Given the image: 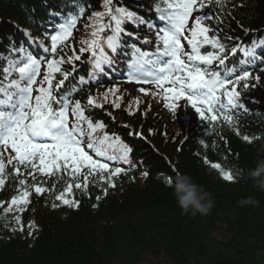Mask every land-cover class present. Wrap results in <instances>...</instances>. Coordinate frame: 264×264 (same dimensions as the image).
Returning a JSON list of instances; mask_svg holds the SVG:
<instances>
[{
	"label": "trees",
	"instance_id": "1",
	"mask_svg": "<svg viewBox=\"0 0 264 264\" xmlns=\"http://www.w3.org/2000/svg\"><path fill=\"white\" fill-rule=\"evenodd\" d=\"M121 1L128 5L132 2ZM102 2L83 0L84 17L99 10ZM61 5L67 6L68 11L72 8L71 0H0V67L12 58L9 54L12 42L17 47L23 43L28 50L37 52L21 30L40 37L53 19L48 16L49 9L55 10ZM212 12L220 15L221 21L214 19L205 23L215 29L211 34H218L226 50L231 51L230 48L239 45L252 32L264 34V0H230L223 12L214 1ZM85 24L82 21L80 26ZM208 46L210 51H217ZM82 60H87V54ZM83 64L86 69V62ZM260 76L259 85L252 87L256 81H250L252 92L249 94L256 104L250 107L244 100L247 96L241 93V102L248 111L234 116L231 126L221 120L213 127L209 121H201L187 104L184 113L179 112L175 119L170 113L159 114L155 108L154 115H148L142 122L140 113L129 115L130 105L125 103L126 109L118 115L134 123L135 129L129 138L123 127L111 123L109 112L114 106H106L107 112L92 109L88 114L93 121L105 124L104 129L95 133L97 137L107 133L113 138L116 133L128 141L132 149L126 167L129 170L115 178L116 187L108 189L107 196L102 194L99 185L90 184L86 192L73 189L74 198L80 201L78 210L50 207L54 195L66 187L68 177L54 178L49 185L51 188L55 184L52 193L42 196L32 193L22 219L25 223L34 220L39 231L33 237L27 231L13 233L5 223L10 220H0V264H135L160 257L169 264H264V192L243 178V173L253 168L255 159L262 155L260 148L264 145V71ZM74 85L71 76L63 92L71 93ZM97 89L98 86L86 87L76 91L73 98L86 103L89 95L94 98L100 95L95 93ZM236 128L260 138L246 143L235 134ZM135 133H140V138ZM115 154L119 156L118 151ZM132 156L143 164V171L131 169L135 164ZM205 158L210 163H220L226 170L240 169L238 182L223 181L210 163H204ZM175 171L188 174L212 194L214 206L209 215L193 217L181 213L172 190L164 183L165 176H174ZM144 172L149 173L147 178L142 175ZM17 183L7 178L0 191V201H10L16 194ZM98 194L101 195L99 202ZM246 198L256 203H238ZM94 204L98 206L94 208Z\"/></svg>",
	"mask_w": 264,
	"mask_h": 264
},
{
	"label": "snow or ice",
	"instance_id": "2",
	"mask_svg": "<svg viewBox=\"0 0 264 264\" xmlns=\"http://www.w3.org/2000/svg\"><path fill=\"white\" fill-rule=\"evenodd\" d=\"M71 3L72 8L66 13H49L50 17L57 19L47 25L42 36L34 37L30 31L21 30L37 52L28 50L23 43L17 47L12 42L9 45L12 58L0 67V189L5 186L8 177L18 182L16 194L10 201H0V212L4 216H12L6 225L9 230L13 233L27 231L29 237L39 231L34 220L22 221V213L28 210L33 190L37 196L55 190V184L51 188L43 186L46 180L42 182L38 176L68 177L66 187L54 195L50 207L53 210L62 206L78 210L80 201L74 198L73 189L86 192L90 184L99 185L102 194L107 196L108 189L116 187L115 178L129 170L124 165L129 164L132 149L122 144L118 136L112 138L107 133L102 137L95 135L105 128V124L94 122L88 113L102 105L92 95L86 98V103L73 98L75 92L90 85L92 79L108 74V69L115 63V55L125 47V37L140 38L139 33L126 30L127 24L137 27L146 25L155 32L154 51H145L140 47L131 50L126 66L127 82L152 85L156 91L151 95L162 96L163 106L173 113L176 102L185 100L201 121L207 120L213 127L221 120L231 126L234 114L248 111L240 99L241 82L243 89L249 88L248 81L253 70L258 63H264V54H257L258 46L254 42L253 47L240 48L237 45L231 48L233 55L238 50L244 53L246 59L239 62L243 67L226 66L225 61L229 58L225 55L226 45L218 34H211L215 29L205 23L214 19L221 21V16L212 12L213 0H163L164 7L159 3L155 5L158 23L149 22L114 0H103V10L92 11L84 25L86 29H91L90 39L81 40L79 52L73 48L69 56L65 49L70 47L78 21L86 13L83 0H71ZM215 5L223 12L226 0H215ZM197 12L202 14L194 15ZM41 28H45L44 22H41ZM183 40H186L190 51H186ZM141 43L147 45L152 41L145 37ZM205 45L217 51L202 54ZM260 45H264V39L260 40ZM85 54L87 60L82 61ZM76 62L90 65V79L85 80L81 76L71 93L63 92L66 82L76 72ZM215 62L218 64L214 70ZM65 64L70 67L66 69ZM209 73H215L220 78L218 89L211 93L185 94V89L201 90V82ZM254 79L256 84L252 87L259 85L262 77L257 74ZM138 90L149 94L145 87ZM118 91L113 87L103 95L107 98L111 94L118 101L121 99L116 95ZM113 106L119 108L120 104L114 102ZM132 114L130 111L129 115ZM235 134L249 144L260 138L255 133L241 132L238 128ZM117 144L120 145L118 149ZM204 163L207 165L210 162L205 158ZM6 166H11L10 173L6 172ZM210 167L228 183L238 182L241 176L240 169L235 172L226 170L218 162L210 163ZM142 175L147 178L149 173ZM172 177L166 175L164 181L167 178L170 182ZM100 199L98 194L96 200L99 202ZM97 206L93 205L94 208Z\"/></svg>",
	"mask_w": 264,
	"mask_h": 264
},
{
	"label": "clouds",
	"instance_id": "3",
	"mask_svg": "<svg viewBox=\"0 0 264 264\" xmlns=\"http://www.w3.org/2000/svg\"><path fill=\"white\" fill-rule=\"evenodd\" d=\"M220 78L215 73H209L201 82L202 91L214 92L220 87ZM261 156H258L254 163L255 166L243 173V178L251 181L252 186L260 192H264V145L260 148ZM165 186L172 190L176 206L182 214L191 215L193 217L207 216L210 214L214 206L212 194L206 191L203 186L198 185L191 176L179 171L168 182L164 181ZM241 205L254 204L252 198H246L239 201Z\"/></svg>",
	"mask_w": 264,
	"mask_h": 264
},
{
	"label": "bare ground",
	"instance_id": "4",
	"mask_svg": "<svg viewBox=\"0 0 264 264\" xmlns=\"http://www.w3.org/2000/svg\"><path fill=\"white\" fill-rule=\"evenodd\" d=\"M140 9H141L142 12L144 11V10H142V7H140ZM247 33H249V31L246 32V34H247ZM258 33H259V34H256V33H255V34H256L255 39H256L257 41H260L259 38L264 37V34H262V32H259V31H258ZM244 35H245V34H244ZM262 53H263V52L260 51V54H262ZM154 91H155V90H153L152 92H154ZM184 106H186V102L184 103ZM113 137H114V138L117 137V134L114 133V134H113ZM123 141H124V142H128L127 140H125V137L123 138ZM132 158L134 159L133 156H132ZM127 166H128V165H124V167H127Z\"/></svg>",
	"mask_w": 264,
	"mask_h": 264
},
{
	"label": "rangeland",
	"instance_id": "5",
	"mask_svg": "<svg viewBox=\"0 0 264 264\" xmlns=\"http://www.w3.org/2000/svg\"><path fill=\"white\" fill-rule=\"evenodd\" d=\"M148 264H169L168 262H166L163 258L161 262H156V263H148Z\"/></svg>",
	"mask_w": 264,
	"mask_h": 264
}]
</instances>
